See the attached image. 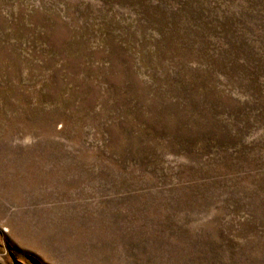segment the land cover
Segmentation results:
<instances>
[{
	"label": "rangeland",
	"instance_id": "rangeland-1",
	"mask_svg": "<svg viewBox=\"0 0 264 264\" xmlns=\"http://www.w3.org/2000/svg\"><path fill=\"white\" fill-rule=\"evenodd\" d=\"M0 264H264V0H0Z\"/></svg>",
	"mask_w": 264,
	"mask_h": 264
}]
</instances>
